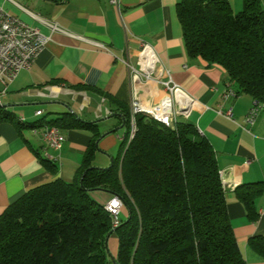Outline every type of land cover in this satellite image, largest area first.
<instances>
[{
	"label": "trees",
	"instance_id": "trees-1",
	"mask_svg": "<svg viewBox=\"0 0 264 264\" xmlns=\"http://www.w3.org/2000/svg\"><path fill=\"white\" fill-rule=\"evenodd\" d=\"M175 12L186 55L221 66L235 95L264 103V0H242L237 13L228 0H177ZM120 112L126 131L119 156L108 167L91 165L95 133L77 178L38 185L2 211L0 264H245L208 140L190 121L171 128L144 113L134 115L135 132L128 140L130 108L124 105ZM14 119L0 105V123ZM52 125L67 130L89 124L61 113L47 126ZM43 163L56 172L54 164ZM93 190L117 196L126 219L113 226L103 205L89 195ZM263 192L262 182L237 192L251 221ZM109 235L117 238L115 256L107 250ZM249 245L264 257L262 236L251 237Z\"/></svg>",
	"mask_w": 264,
	"mask_h": 264
},
{
	"label": "crops",
	"instance_id": "crops-1",
	"mask_svg": "<svg viewBox=\"0 0 264 264\" xmlns=\"http://www.w3.org/2000/svg\"><path fill=\"white\" fill-rule=\"evenodd\" d=\"M14 1L0 0V6L48 36V41L31 66L19 70L6 86L0 82V105L15 116L13 122L0 123V214L38 185L55 178L67 182L77 178L95 133L93 167L106 168L119 156L126 131L120 108H130V69L138 67L140 43L146 42L172 82L194 100L186 120L215 152L227 215L245 264H264V257L249 245L251 237L264 239V192L254 201L257 216L253 221L237 196L249 184L264 185V110L247 123L252 98L246 94L224 97L228 88L224 69L186 55L175 12L177 0H117V5L110 0ZM43 21L56 23L64 32L51 31ZM153 86L155 96L145 91L140 95L142 102L157 103L163 96L160 84ZM37 110L42 113L36 115ZM227 110L230 118L224 115ZM61 113H73L95 127L60 130L64 141L55 151L47 146L43 131ZM15 121L23 126L17 129ZM43 161L54 164L56 172L45 168ZM89 195L101 205L112 196L103 190ZM126 217L122 208L119 218ZM106 245L115 256L117 238L109 235Z\"/></svg>",
	"mask_w": 264,
	"mask_h": 264
},
{
	"label": "built area",
	"instance_id": "built-area-1",
	"mask_svg": "<svg viewBox=\"0 0 264 264\" xmlns=\"http://www.w3.org/2000/svg\"><path fill=\"white\" fill-rule=\"evenodd\" d=\"M8 1L16 4L14 0ZM110 2L117 5V0H110ZM26 11L30 13L28 10ZM43 22L51 31L64 32L54 22ZM47 41L48 36L41 34L37 28L24 23L0 6V82L6 86L7 82L11 81L19 70L31 66ZM130 71L133 86L128 134L130 139L135 132L134 115L137 113L147 114L164 126L171 128H174L177 121L186 120L194 100L187 92L172 82L168 70L159 62L152 46L146 42L140 43L138 67H131ZM150 83L160 84L164 91L163 96L157 103L150 101L142 106L143 102L138 96V92L140 89L145 91V87ZM234 95V91L230 88H227L223 93L224 97ZM262 104L264 103L253 102L245 116L247 123H251L255 115L262 110ZM41 113V110L35 112V114ZM224 115L226 118H230L231 111L227 110ZM43 137L49 148L55 151L61 149L64 136L56 126L45 127ZM106 204L113 211V226L118 225L120 222L119 214L123 208L121 200L110 198Z\"/></svg>",
	"mask_w": 264,
	"mask_h": 264
},
{
	"label": "bare ground",
	"instance_id": "bare-ground-1",
	"mask_svg": "<svg viewBox=\"0 0 264 264\" xmlns=\"http://www.w3.org/2000/svg\"><path fill=\"white\" fill-rule=\"evenodd\" d=\"M147 86H149V84H147ZM153 87H154L153 84H151V88H146V90L149 91L148 92L149 94L152 93V95L155 96L156 91ZM143 105H145V102L142 103V106ZM146 107L149 108L148 106H146ZM262 110H264V104H262ZM36 115H40V114H36ZM128 140H130V135H128ZM110 198H118V197L113 195ZM103 207H104V210L108 213V215L111 219L112 225H113V211L111 210V208H109V206L106 203L103 205Z\"/></svg>",
	"mask_w": 264,
	"mask_h": 264
},
{
	"label": "rangeland",
	"instance_id": "rangeland-1",
	"mask_svg": "<svg viewBox=\"0 0 264 264\" xmlns=\"http://www.w3.org/2000/svg\"><path fill=\"white\" fill-rule=\"evenodd\" d=\"M228 1H229L230 7H231L233 13H237L238 11H240L242 9V0H228ZM143 89L145 90V88H143ZM145 91H147V90H145ZM145 91H143V90L139 91L138 96H140L141 93H144Z\"/></svg>",
	"mask_w": 264,
	"mask_h": 264
}]
</instances>
